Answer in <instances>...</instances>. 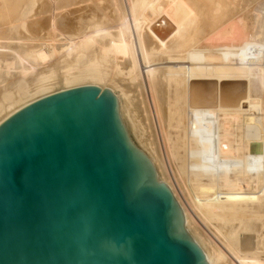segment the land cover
Masks as SVG:
<instances>
[{
    "label": "water",
    "instance_id": "1",
    "mask_svg": "<svg viewBox=\"0 0 264 264\" xmlns=\"http://www.w3.org/2000/svg\"><path fill=\"white\" fill-rule=\"evenodd\" d=\"M0 264H209L170 188L98 87L0 125Z\"/></svg>",
    "mask_w": 264,
    "mask_h": 264
},
{
    "label": "bare ground",
    "instance_id": "2",
    "mask_svg": "<svg viewBox=\"0 0 264 264\" xmlns=\"http://www.w3.org/2000/svg\"><path fill=\"white\" fill-rule=\"evenodd\" d=\"M59 1H61V0H59ZM67 1H69V0H63V6H61L62 5L61 4L60 8H58V10L66 9V8H64V6L67 4ZM185 1L187 2V7H189L190 1L192 2L193 0H189V1L185 0ZM194 1H193V3H194ZM72 2L74 3L75 0H72ZM112 2H113V4H115V7H113L115 9V10H113V11H115L114 12L115 14L112 16H110V14L101 16L102 21H100V23L106 22L108 25H109V23H112L113 28L112 27L108 28L107 25L104 27L100 26L102 24L97 25V22L95 21L94 17H92L89 20H87V18L84 17V19L86 18V20H87V21L84 20L85 22L82 21L83 19L80 20V21H82V22H80L81 25L84 27V28L83 27L81 28L79 25H77L78 22L75 21L76 20L75 18H74L75 19L74 21L72 19H69L66 15H64V13H60L61 10L59 12L60 14L55 15V17L52 16L53 15L52 13H51V16H49V14H50L49 12H52V11H49L51 9V6H49V5H46V9L44 10V12L46 14L49 13L48 18L42 19L41 18L42 16H41L40 17L41 20L38 18L39 20H37V22H36V20H34L35 22L31 21L32 24H30V22L28 23V21H26V20H27V18H29V15H31L33 10L28 11L27 14L23 17V19H25V20H23V22L20 23L19 26L23 30L25 29L24 32L27 31L26 33L30 34L31 38L29 37L30 39L27 40L28 43H30V44L23 42L24 45H22L23 43H21V41H22L23 37H22V39H19L20 42L18 44L20 47H18L19 52L17 53L18 54L17 57L19 58V60L22 63L24 61H28L29 64L32 63L34 65L35 69L37 67H39V68L45 67L50 62V59H53V60L55 59L54 62L57 61V64L64 65L65 71L62 74V76H63L62 80H63V83L65 82L67 84V87H69V88L72 86H75V85H78V86L84 85L83 83H85V81L88 82L87 80H90L93 82L95 81V83L96 82L99 83L101 81H104L105 78L107 79L110 75L109 72H112L113 76L115 78L116 77L118 78L122 75H125L126 77H128V78H126V77L124 78L122 76L124 79L131 80L133 85L135 84V86H137L136 88H138V90H139V88H141L144 92V89H145V92L147 91V94H148V97H147L148 99L146 101L143 100V102H141L143 104V107H142L143 111L142 112H144V118L143 119H142V117L141 118L139 117L141 114H143L139 110L141 106H139L137 103H135V104L138 105V110L141 113L138 116V119H139L138 124H139V127L142 128L141 134H143V135L149 134V138H148L147 144L145 145L146 150H144L143 152L140 149L139 150L151 161L154 169L156 170L158 182H163L164 184H166L170 188L171 192L173 193L177 203L179 204V206L181 207V209L184 213L186 231L189 233V235L194 240V242L198 245V247L206 255V258H207L209 264H264V261L261 260L259 257V254L264 250V239H257V241L254 243L253 238H250L249 236H243L242 235V233H241V231L243 230L242 227H240L238 229L232 228L231 230L226 229L224 227V223H225L224 221L226 219L224 221H222L224 218H226V216L225 217L220 216L221 218L218 219L216 226L209 223V221H207V219L203 216L202 218L204 220H206L207 223H209L210 227L213 228V231L215 232V235H216V239H215V237L214 238L211 237V242H208L209 243V245H208L209 249H208V246H206L203 243V241H201L199 239L200 237H204L198 233L199 232L198 230H200L201 227L199 226L200 228H198L196 230L195 226H193V224L195 225L198 223L194 219L195 216H194V218L192 217V215L190 213V207H189L188 203L183 199L181 192L179 190L178 184H179V186H181L184 193L186 192V195H188V197H190L189 199L191 200V202H189V203L191 206L193 204V207L195 209L196 208L199 209L200 207L206 208L209 205H211V203H216L215 207L217 209L222 208V205H221L222 202H221V197H220V195L222 193L219 192L217 194L218 196L214 199V201L207 199V198L206 199H200L197 196L196 192L193 190L188 177L187 178L183 177V180L180 179L179 175L182 174L181 172H180L181 174L179 173L180 170L178 171L179 174L175 172L176 173L175 176H176L177 180L179 182L180 181L181 182L177 183L175 181V179L173 178V174L171 172L169 161L171 163L172 162L174 163L175 161H174L173 157L169 156L170 153L168 152V148L171 147V146H169L171 141L169 139V133L167 130H169L170 128L168 126V128H169L168 129L167 126L165 125L166 119L164 117V114L166 115V112L163 114V107L164 106L166 107V103H164V101L165 102L167 101V100H164V98H166V96L168 94H164L166 91L163 92L160 90H159V92H161V93H158V90H157L161 86V85H158L161 81L159 80L160 81L159 82L157 80L159 74L161 73L158 70H161L164 73L163 76L167 80V74H169L171 76L175 75V73H176L175 69L178 67V68H181L184 72L186 70H188L189 73H191L190 77H187V79L184 78L186 81L188 90L186 89L187 92L184 91L183 94L186 96V99H187L186 110L191 116L190 124H192V126H194L193 128H195L196 124H198L200 122H205V121H209L211 124V127L216 128V127H218L219 116L221 114L226 115V116L236 115L239 112L242 114L243 113L247 114L248 117L244 118L245 120H247V127L250 128L249 130L252 129L254 131V133H255L253 136L254 140L256 139V141L257 140L260 141L259 148L258 149L256 148L257 150L255 149L256 151H255L254 155L251 151H249V152H251L250 156H249V161L252 163V167H254V169L257 170V173H258L257 178L259 179V182L261 184L260 180L264 179V139H261L262 138L261 137L262 136V130L264 129V113H263V110L261 107L260 100L254 98L252 95L253 83H255V82H253L251 71L253 72L254 69L261 71L262 76H263L262 85L264 86V68H262L261 64L257 63V61L255 59H246L245 58V59L241 60V65H243V66L247 65L249 67V72L247 74L248 76H245V71H243L242 69L229 70L230 68H228L225 63H218L217 61H214V59L212 57V56H214L213 55L214 50L218 47L217 43H216L217 45L213 43V44L207 46L206 49H208L210 52V53H208L209 57L206 58V56H205L204 59H201L202 57H198L197 59H199V58L200 59L197 62H194V63H185L184 62V63L179 64L178 66L170 65L167 63L166 64L161 63V64H156V65L154 64L153 65L150 62V59L153 57V55H156L157 52L164 53L167 57H170V58L182 56L181 52H180L181 50H179V49H181L187 43L188 38H187V30L186 29L189 27V25L194 24L193 20L191 19V16L189 17L187 14V17H189V19H188L189 25H186L183 22H180L178 20V14H179V9H180V4H179L178 0H126V2L123 1L124 3H126L127 6H125L124 3L122 4V2L120 0H112ZM118 2L119 3L121 2V3L119 4ZM55 3H53V4H55ZM60 3H58V4H60ZM56 4L53 5V7L56 6ZM58 4H57V6L59 7ZM70 4H71V2H70ZM199 6H200V4H199ZM48 7H49V10H48ZM78 7H80V6H78ZM84 8L85 7H82L81 10H83ZM51 10H54V9L52 8ZM87 10H89V9H87ZM84 11H86V10H84ZM56 12H55V14H56ZM90 13H91V10H90ZM81 14H83V13H81ZM112 14H113V12H112ZM205 14H206V12H205ZM101 15H102V13H101ZM45 16H47V15H45ZM45 16H43V17H45ZM72 16H74V15H72ZM208 16H210V15H208ZM211 16H212L211 22L214 19H217V17H214L213 14ZM93 19H94V23H92ZM77 20H78V18H77ZM204 22L206 23V20ZM91 23H92L93 27L87 29L86 27L88 25H90ZM98 23H99V21H98ZM208 23H210V22H208ZM73 24H74V27L72 26ZM210 25H209V27H210ZM110 26H112V25L110 24ZM205 26L208 27L207 24ZM205 26H204V28H205ZM207 27H206V29L209 28V27L208 28ZM112 29H114V30H112ZM44 30L45 31L47 30L46 32H48L47 34H49V38H47V41L50 42V44L48 46V47H50V50L44 44L47 47V49L49 50V52H46L44 50L45 49L44 45H43L44 49L42 46L40 47V45H38V44L37 45H34V44L31 45V43H33V41L38 42V43H40L42 41L44 42V39H46V37L42 36L43 34H41V33H43ZM231 32L233 33V31H230L229 34H231ZM32 33H33V35H31ZM212 39L215 42H218V41L220 42L221 37L215 36ZM8 41H9V39H8ZM62 41H64L65 44H63L61 47H59L58 43H62ZM11 44H12V42H11ZM25 45H29V46L26 47ZM0 48H1V46H0ZM6 48L11 50V46H8ZM150 48L155 49L157 52H148V50ZM2 49H0V50H2ZM9 50H8V52H10ZM3 52H5V50H3ZM168 53H171V54L169 55ZM200 54H201V52H200ZM1 55L3 57V54H1ZM60 55H64V58H59ZM5 56L7 57V55H5ZM73 56H75L76 64L70 65L69 60ZM0 60H3V59H0ZM53 60H51V61H53ZM54 62H53V64H54ZM2 63H0V65ZM17 64H18V62H17ZM51 64H52V62H51ZM3 65H4V68L6 70L5 72L9 77L10 70L15 65H13V63L8 62L6 60L3 63ZM22 66H23V64H22ZM34 67H30V68L29 67L28 68L22 67L21 74H22L23 78H25L24 80H26V77L28 76L30 71H35ZM109 67L112 68L111 71H109ZM0 69H2V68H0ZM210 69H215V71H219L220 74L218 76L208 75ZM13 70H14V68H13ZM13 73H14V71H13ZM55 74H56V71L54 68H52V69L44 68L43 70H41L40 73L36 76L33 91L37 92V93L38 92L44 93V91H49V92L52 91L53 87H51V85H52L51 81L53 79H56ZM8 77H7V79H8ZM112 80H115V79H112ZM258 82L259 81H257V83ZM22 83H24V82H22ZM63 83H61V84H63ZM102 83H100V84H102ZM112 83H114V82H112ZM162 85H164V84L162 83ZM226 85H228V86L237 85L241 88L240 91L238 92V94H236L237 95L236 99H239L238 103L237 102H236L237 104L235 103L236 105L233 104V102L237 101L236 99L234 101L233 100L227 101V99L225 98L226 92H225L224 87ZM23 86H24V84H19V89H22ZM183 86L185 87V85H183ZM81 87L82 86H80V88ZM91 87H94V86H91ZM162 88H160V89L163 90ZM164 90H166V88ZM49 92H47V93H49ZM143 92L141 94H144ZM125 93L127 94V92H125ZM129 93H131V92H129ZM129 93H128V95H129ZM28 94H29V92H28ZM113 94L118 99L119 107H120V98L118 97V95L115 92H113ZM159 94L164 95V97L163 96L160 97ZM51 95H55V94H51ZM44 98H46V97H44ZM44 98H42V99H44ZM138 99L140 100L141 97H139ZM167 99H168V97H167ZM29 101H31V100H29ZM17 103H18V101H17ZM163 103H164V106H162ZM179 103H180V101H179ZM184 103H186V102H184ZM136 105H134V106H136ZM12 106H11V108H12ZM20 106H22V105H20ZM28 106H29V104H28ZM180 106H181V103H180ZM9 108H8V110H10ZM20 110H22V109H20ZM166 110L169 111L168 107H166ZM186 110H185V112H186ZM164 111H165V109H164ZM168 111H167V115L169 116V114H170V116H171L172 112L171 113L169 112V114H168ZM17 112H15V113H17ZM134 112H136V111H134ZM179 115H180V110H179ZM11 116H13V115H11ZM168 116H167V119H168ZM244 117H245V115H244ZM7 119H9V118H7ZM164 119H165V121H164ZM169 120L170 119H168L167 122H169ZM122 122H123V120H122ZM124 127H125V125H124ZM125 129H126V127H125ZM217 129L219 130V128H217ZM218 130H217V132H218ZM126 132H127V129H126ZM127 134H128V132H127ZM153 136H154V139H153ZM141 137L144 138V136H142V135H141ZM155 137H156V141H155ZM157 141L161 142V146H160L159 142H157ZM228 144H230V143H228ZM250 144H252V143H250ZM162 146H163V148H162ZM217 146H218L217 151L219 152V154H222L224 159H225L226 171L224 172V174H225L224 181L226 183V187L229 189V191L235 192V193L231 192V193H227V194H223V195H225V197L227 198V202H230V203L232 202L229 210L234 211L237 209L238 204L242 201V199H239V197H242V198H244L245 201H247V199H249V197H250V196L248 197V195H250V194L244 193L245 190L242 189V187H240V182L239 183H232L228 180L229 159H230V156L232 153V148H231L232 146L229 145L228 146L229 149L226 148L225 146H223L221 143ZM251 146H253V145H251ZM160 147H161V149H164V151L161 150V152H160ZM225 149H228V150H225ZM167 153H169L168 154L169 158H167ZM171 155H173V154H171ZM217 158H218V156H217ZM178 169L176 168L175 170H178ZM238 179H239V176H238L237 180ZM220 181H223V180H220ZM250 183H252V182H250ZM218 187H219V185H218ZM240 224L243 226L244 222L241 220ZM196 228H197V226H196ZM244 231H249V227L246 226ZM200 233H201V231H200ZM208 240H204V241L207 242Z\"/></svg>",
    "mask_w": 264,
    "mask_h": 264
},
{
    "label": "rangeland",
    "instance_id": "3",
    "mask_svg": "<svg viewBox=\"0 0 264 264\" xmlns=\"http://www.w3.org/2000/svg\"><path fill=\"white\" fill-rule=\"evenodd\" d=\"M54 1L55 0H0V46H1L0 49L3 48L2 50H0L1 57H2L1 54H3V57L2 58L0 57V59L4 60V61L0 60V63L2 62L4 63L6 60L8 62L13 63V65H15L10 70L9 77L5 72L6 70L4 68L3 63L0 65L1 66L0 68H2L0 69V125L3 122H5L7 118H10L11 115H14L15 112L28 106V104L30 105L44 97L50 96L51 94L68 91V90H71L72 88L73 89L80 88V86L82 87L94 86V87L101 88L102 90L109 89L118 95V97L120 98V115L127 129L128 135L131 141L133 142V144L143 152L144 150H146L145 145L148 142L149 134H144V135L141 134L142 128L139 127L138 116L141 113H143L139 117L140 118L142 117V119L144 118V112H142L143 104L141 102H143V100L146 101L148 99L147 98L148 94H147V91L145 92V89H144V92L141 88H139L138 90V88H136L137 86H135V84L133 85L131 80L124 79L126 77L125 75H122L124 78L122 76L115 78L112 72H109L110 75L107 79L105 78L104 80L105 82L101 81L99 83L97 82L95 83V81L93 82V81L87 80L88 82L85 81V83H83L85 86L75 85V86L70 87L71 88L70 89L69 87H67V84L65 82H64L65 84L63 83V80H62L63 78L62 74L65 71L64 65L57 64V61L54 62L55 59L54 60L50 59V62L45 67H40V68L37 67L35 69L32 63L29 64L28 61H24L25 63L24 62L22 63L17 57L18 56L17 53L19 52L18 47H20L18 44L20 42L19 39H22L23 37L21 43L26 42L27 44H30L27 41L28 39L31 38L30 34L26 33L27 31L24 32L25 29L23 30L19 26V24L22 23L23 20H25L23 19V17L30 10H33V11L31 15H29V18H27L26 20L28 21V23L30 22V24H32V22H35L34 20H36L37 22V20L39 19L41 20V18L42 19L48 18L49 13H50L49 16H51V13H52L53 17H55V15H58L60 13H64V15H66L69 19H72L73 21L76 19L75 21L78 22L77 25H79L81 28L83 26L81 25L80 22L84 20L87 21L91 19L92 17H94L95 21L97 22V25L102 24L100 26L104 27L107 25L108 28L109 27L113 28L112 23H109V25L106 22L100 23V21H102L101 16L107 15V14H110V16H112L115 14L114 13L115 11H113L115 10L113 8L115 7V4H113L112 0L111 1L110 0H75L74 3L72 2V0H69L71 4L69 1H67V4H66L67 6L66 5L64 6V8L66 9H60L61 12L60 10H58V8H60L61 4H62L61 6H63V0L61 1L56 0L58 3L61 2L60 4H58L55 1L59 5V7ZM120 1L122 2V4L126 2V0H120ZM193 1L192 2L190 1L189 3L190 6L187 7V2L185 0H178L180 4L178 20L180 22H183L186 25H189L188 19L191 16V19L194 22L193 25H189V27L186 29L187 38H188L187 43L185 44V46L179 49L181 50L180 52L182 56L170 58V57H167L164 53L157 52L155 49L150 48L148 52H157V54L153 55V57L150 59V62L153 65L167 63V64L175 65V66H178L179 64L184 63V62L194 63L200 59V58L197 59L198 57H202L201 59H204L205 56L206 58L209 57L208 53L210 52L208 49H206V47L213 43L214 44L217 43L218 47L214 50V53H213L214 56H212L214 61H217L218 63H225L226 66L230 68L229 70L242 69L243 71H245V76H248L247 74L249 72V67L247 65H244V66L241 65V60L245 58L255 59L257 63H260L258 62V58L264 53V0H195L194 3ZM52 2L55 3L56 6L53 7V5L55 4H53ZM124 4L125 6H127L126 3ZM46 5L51 6V9L53 8L54 10H51V9L49 10V7H48V10L52 12H49L46 14L44 12V10L46 9ZM81 6L85 8L81 10L82 9ZM90 10H91V13H90ZM72 12L73 13L75 12V13L73 14ZM205 12L206 14L207 13L208 14L206 15ZM187 14L189 17H187ZM212 14L214 15V17H217V19H214L211 22ZM84 17H86L87 20L86 18L84 19ZM94 19L92 23H94ZM205 20H206V23L204 22ZM92 23L88 25L86 28L89 29L93 27ZM110 24L112 26H110ZM204 24L205 25L207 24L208 27L210 24L211 25L208 28ZM72 26L74 27V24ZM206 27L208 29H206ZM44 31L43 33H41L43 34L42 36L46 37V39H44V42L42 41L38 43V42L33 41L31 45L38 44L40 45V47L42 46L43 49L45 45L47 47L49 46L50 42L47 41V38H49V34H47L48 32H46L47 30L45 32ZM230 31H233V33L231 32V34H229ZM31 35H33V33ZM215 36L221 37L220 42L219 41L215 42L212 39ZM63 44H65L64 41H62V43H58V46L61 47ZM22 45H24V43ZM8 46H11V50L6 48ZM25 46L27 47L29 45H25ZM46 46L44 50L46 52H49L50 47H48L49 49L48 50ZM3 50H5V52H3ZM8 50L10 52H8ZM4 54L7 55V57ZM168 54L170 55L171 53H168ZM59 58H64V55H60ZM75 60H76L75 56L71 57L69 60L70 65H75L76 64ZM22 67H26V68L34 67L35 71H30L28 76L26 77V80H24L25 78H23L21 74ZM44 68H49V69L54 68L56 71V74H55L56 79H53L51 81L52 82L51 87H53L52 89L53 92L52 91L50 92L44 91V93L34 92L33 88H34L36 76ZM111 70L112 68L109 67V71ZM175 70H176L175 75L171 76L167 74L168 81L164 78L163 76L164 73L161 70H158L162 74L160 73L157 79L158 81L160 80L164 84L162 85V83L159 81L160 83L158 85H161L162 87L164 86L166 88V90H164L165 88L164 87L162 88L160 86V88H162L163 90L158 88L157 89L158 93H161L159 92L160 90L163 92L166 91L164 94H168L166 98H164V100H167L166 102L164 101V103H166V107H168L169 111L166 110L164 103L162 104V106L165 107V108L163 107V114L166 112V115L164 114V117L166 119V121L164 119L165 125L167 126V128L168 126L170 128V129L168 128L169 130L167 131L169 133V139L171 141L169 146L171 147L168 148V152L170 154L167 153V158L171 156L174 158V161H175L174 163L173 162L171 163L169 161L171 172L173 174V178L175 179L177 183L181 182V181L179 182L175 176L176 173H178V171L180 170L179 173L180 172L182 173V174L180 173L182 176L179 175L180 179L183 180V177L184 178L188 177L193 190L196 192L197 196L200 199L207 198V199L214 201V199L218 196L217 194L219 192L222 193L220 195L221 202H222L221 203L222 208L217 209L215 207L216 203H211V205H209L206 208L200 207L199 209L197 208L195 209L193 207V204L191 203L192 204L191 206L189 203L191 202V200L189 199L190 197L186 195V192L184 193L181 186H179L178 184V187H179V190L181 192L183 199L188 203L190 207V213L192 217L194 218L195 216L194 219L199 224V225L193 224V226H195L196 230L201 227L200 230H198L199 231L198 233L204 237L206 236L205 237L206 239L204 237H200L199 239L203 241V243L206 246L209 245L208 242H211V237L213 238L215 237L216 239L215 232L213 231V228L210 227L209 223L216 226L218 219L221 218L222 216L223 217L226 216V218L222 220L224 221L226 219L224 221L225 222L224 227L226 229L231 230L232 228L238 229L242 227L243 229L241 231L242 235L253 238L254 243L257 241V239H264V179L260 180L261 181V184H260L259 179L257 178L258 177L257 170L254 169V167H252V163L249 161L250 153L252 152L254 155L255 151L259 148L260 141L258 140L256 141V139L254 140V137H253L255 134L254 131L252 129L249 130L250 128L247 127V120H245L244 118H247L248 115L245 113L242 114L240 112H239L240 114L237 113L236 115H228V116L221 114L219 116L218 127L216 128L211 127L210 122L205 121V122H200L196 124L195 128H193L194 126L190 124L191 116L186 110L187 99H186V96L183 94L184 91L187 92L188 90L185 79H187V77H190L191 73H189L188 70L184 72L181 68H178V67ZM251 73H252L253 82H255L253 83L252 95L254 98L260 100L261 107L264 113V86L262 85L263 76H262L261 71H258L256 69H254L253 72L251 71ZM219 74H220L219 71H215V69H210L208 75L218 76ZM112 79H115V80H112ZM257 81L259 82L257 83ZM19 84H24L22 89H19ZM183 85H185V87ZM224 89L226 92L225 98L227 99V101H232V100L234 101L237 98L236 94H238L241 88L237 85H230V86L226 85ZM125 92H127V94ZM142 92L144 94H141ZM159 96L164 97V95H161V94H159ZM139 97H141L140 100L138 99ZM236 100L237 101L233 102L234 105L238 103L239 99H236ZM179 101L181 103V106H180ZM135 103L141 106L139 109L141 113L138 110V105H136ZM11 106L13 109L11 108ZM8 108L10 110H8ZM179 110H180V115H179ZM167 111H168V114L169 112L170 113L172 112L171 116L170 114L169 116L167 115ZM167 116H168V119H170L169 122L173 119L170 122L171 124L167 122L168 120ZM217 128H219V130ZM263 130H262L261 139H264ZM141 135L144 136L145 139L142 138ZM153 139H154V136H153ZM155 141H156V137H155ZM218 141L228 149H229L228 147L229 145L232 146L231 147L232 157L230 156V159H229L228 180L232 183L240 182V187H242V189L245 190L244 193L250 194L248 195V197L249 196L250 197L249 199H247V201H245L244 198L239 197V199H242V201L238 204L237 209L234 211L229 210L232 202L231 203L227 202V198L225 197V195H223V194L231 193L233 191H229L224 181V177H225L224 172L226 171L225 159L223 155L219 154V152L217 151V148H218L217 145L220 144ZM157 142H159L161 146V142L160 141H157ZM228 149H225V150H228ZM161 150L164 151V149H161L160 147V152ZM176 168L177 169L179 168V169L175 170ZM238 176H239V179L237 180ZM220 180H223V181H220ZM242 182H246V185L242 186L241 185ZM203 216L207 219V221H209V223H207V221L202 218ZM241 220L244 222L243 226L240 224ZM246 226L249 227V231H244ZM203 239L204 240L209 239V240L206 242ZM208 249H209V246H208ZM259 257L261 260L264 261V250L259 254Z\"/></svg>",
    "mask_w": 264,
    "mask_h": 264
},
{
    "label": "built area",
    "instance_id": "4",
    "mask_svg": "<svg viewBox=\"0 0 264 264\" xmlns=\"http://www.w3.org/2000/svg\"><path fill=\"white\" fill-rule=\"evenodd\" d=\"M258 62H260L261 67L264 68V53L258 58ZM241 185L245 186L246 182H242Z\"/></svg>",
    "mask_w": 264,
    "mask_h": 264
}]
</instances>
